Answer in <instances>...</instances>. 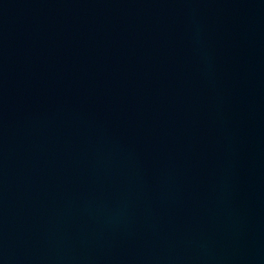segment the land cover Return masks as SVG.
Here are the masks:
<instances>
[{
    "label": "water",
    "instance_id": "obj_1",
    "mask_svg": "<svg viewBox=\"0 0 264 264\" xmlns=\"http://www.w3.org/2000/svg\"><path fill=\"white\" fill-rule=\"evenodd\" d=\"M0 264H264V0H0Z\"/></svg>",
    "mask_w": 264,
    "mask_h": 264
}]
</instances>
